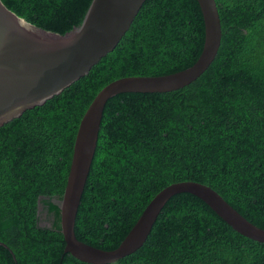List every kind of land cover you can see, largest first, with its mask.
<instances>
[{"label": "trees", "instance_id": "obj_1", "mask_svg": "<svg viewBox=\"0 0 264 264\" xmlns=\"http://www.w3.org/2000/svg\"><path fill=\"white\" fill-rule=\"evenodd\" d=\"M64 35L93 0H2ZM222 41L210 67L172 92L108 100L77 212V238L103 250L124 241L167 186L216 190L264 229V0H216ZM205 42L197 0H146L116 48L43 105L0 127V264H89L65 252L61 208L80 122L97 94L128 76L193 66ZM113 264H264V243L230 227L190 193L163 207L146 243Z\"/></svg>", "mask_w": 264, "mask_h": 264}, {"label": "water", "instance_id": "obj_2", "mask_svg": "<svg viewBox=\"0 0 264 264\" xmlns=\"http://www.w3.org/2000/svg\"><path fill=\"white\" fill-rule=\"evenodd\" d=\"M146 0H93L79 27L61 35L26 21L0 0V127L62 93L112 52L130 29ZM204 18L205 42L196 63L165 76H128L105 86L85 112L76 135L61 208L65 252L89 264H113L138 251L147 241L165 204L175 195L190 193L204 201L239 234L264 243L259 228L212 187L195 182L173 183L148 204L124 241L103 250L80 241L75 233L77 212L95 157L104 110L122 93H165L198 79L213 63L222 41L216 0H197ZM0 245L7 247L4 243Z\"/></svg>", "mask_w": 264, "mask_h": 264}]
</instances>
